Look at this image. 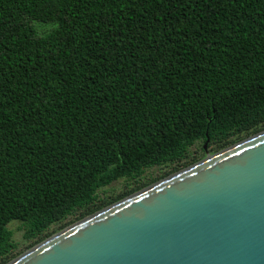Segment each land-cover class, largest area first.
<instances>
[{
	"label": "trees",
	"instance_id": "trees-1",
	"mask_svg": "<svg viewBox=\"0 0 264 264\" xmlns=\"http://www.w3.org/2000/svg\"><path fill=\"white\" fill-rule=\"evenodd\" d=\"M262 130L264 0H0V264Z\"/></svg>",
	"mask_w": 264,
	"mask_h": 264
},
{
	"label": "water",
	"instance_id": "water-1",
	"mask_svg": "<svg viewBox=\"0 0 264 264\" xmlns=\"http://www.w3.org/2000/svg\"><path fill=\"white\" fill-rule=\"evenodd\" d=\"M6 264H264V130L75 222Z\"/></svg>",
	"mask_w": 264,
	"mask_h": 264
},
{
	"label": "rangeland",
	"instance_id": "rangeland-1",
	"mask_svg": "<svg viewBox=\"0 0 264 264\" xmlns=\"http://www.w3.org/2000/svg\"><path fill=\"white\" fill-rule=\"evenodd\" d=\"M35 25L37 26V29H38L39 33H46V32H48L50 29H52L55 26V24L52 23V22H41V21H35ZM243 139H245V138H243ZM203 145L207 149V152H205V153L202 152V146ZM220 150H222V149H220ZM220 150H217V151L214 150L213 146L208 145V144L204 143L203 141H198L196 144H194L190 148V151L192 152L193 156H198V155L200 156L201 155L199 157V159L197 161H195L194 163H196L199 160L207 157L208 155L216 153V152H218ZM194 163H192V164H194ZM192 164H190V165H192ZM174 165L175 164L154 165L152 167L147 168L145 170L144 174L142 175L141 182L150 181L153 178H155V180H152V181L149 182V185H150L152 183H155V182L163 179L164 177H167V176L177 172V171L171 172L172 167H174ZM167 172L169 174L166 175L165 173H167ZM136 185H137L136 180L128 179V178L123 177V178H119V179L113 181L111 184L101 188L99 190V194H100L101 197H104V196H107V195L116 196V195H119L120 193L128 190L129 188L136 186ZM73 218H74V216L71 215L66 221H69V220H71ZM72 224H74V223H70L66 227H68V226H70ZM60 225H61V223L53 224L50 227V229L47 231V232L50 233L47 236V238L51 237L52 235H54V234L58 233L59 231H61V230L66 228V227L65 228H60ZM8 227L13 231L14 240L18 243L19 255L22 254L23 252L31 249L33 246L37 245V244H35V245L31 246L32 241L31 240H27V239L24 238V224L20 220H12L8 224Z\"/></svg>",
	"mask_w": 264,
	"mask_h": 264
}]
</instances>
